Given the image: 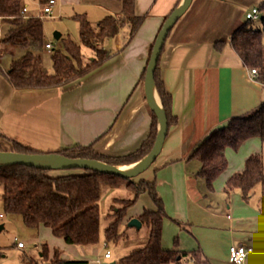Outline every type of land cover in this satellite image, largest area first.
<instances>
[{"label":"crops","instance_id":"obj_1","mask_svg":"<svg viewBox=\"0 0 264 264\" xmlns=\"http://www.w3.org/2000/svg\"><path fill=\"white\" fill-rule=\"evenodd\" d=\"M63 1L56 6L53 17L59 16L57 9L60 10ZM165 1L151 11L150 16H142L144 23L128 45H125L124 35H118L114 40L115 54L109 60L83 78L59 88L19 90L13 86L6 74L13 62L14 55H11L16 53V48H24L20 50L23 55L28 51L33 53L34 48L32 42L28 47L5 42L11 25L1 21L0 132L39 153H54L92 143L98 154L110 157L126 156L140 149L153 124L144 89L150 53L164 22L181 3L174 0L168 10H158ZM31 2L36 1L27 2L28 15L35 16ZM102 2L105 7L100 15L103 18L121 14L123 5L119 0ZM204 4V13L220 4L215 19L219 25L203 32L196 28L201 17L194 16L182 23L179 30L169 33L161 54L160 77L171 95V111L177 122L170 126L162 153L145 177L156 180L167 213L186 225L181 228L166 220L163 247L173 248L178 237L182 250L200 247L212 264H219L229 261L232 244L252 245L249 232L243 230L241 234L234 228L248 223L258 225L263 219L260 210H252L238 191L228 195L222 216L213 214V210L216 211L213 205L208 208L198 205L202 199L199 179L202 164L192 154L214 130L264 102V80L259 78V73H251L252 67L243 63L230 43L233 31L242 22L237 9H231L227 0H206ZM136 14L139 15L137 0ZM147 18H150L149 25L144 31ZM224 25L228 26L230 37L219 49L215 44L219 29ZM257 153L264 155V141L259 137L246 140L238 150L228 148L229 166L216 179V186H226L230 177L242 171L246 160ZM199 210L213 219L204 222L201 213V219L196 221ZM88 247L93 246L67 243L60 246L63 253L67 252L63 255L66 260H86L89 264H105V260H110L111 264H118V258L112 253L111 258L105 255L102 258L98 246ZM88 250L93 251L92 256Z\"/></svg>","mask_w":264,"mask_h":264},{"label":"trees","instance_id":"obj_2","mask_svg":"<svg viewBox=\"0 0 264 264\" xmlns=\"http://www.w3.org/2000/svg\"><path fill=\"white\" fill-rule=\"evenodd\" d=\"M35 1L43 6L50 2V0ZM119 1L123 5L119 17L107 15L96 24H92L84 15L75 17L80 24L81 41L77 43L71 38L64 39L65 52L55 50L54 46L55 51L52 56L54 72L45 68L43 60L31 51H28L21 59L13 61L6 72L13 86L19 90L59 88L101 67L115 54L114 46L110 48L108 43L126 31L128 35L125 45H128L145 20V17L136 14V0ZM25 5H27L26 0H0V22L4 20L11 25L4 41L22 47H28L31 42L46 46L43 20L36 16L26 18L22 11ZM257 8L264 12V2ZM248 20L249 22L241 24L233 31L230 43L243 63L248 67L256 68L260 74L259 78L264 80V14L260 19H256L261 21V27L253 26L251 21L254 20ZM227 43V40L218 39L215 46L222 49ZM84 47L95 53L94 59L86 64ZM152 51L153 48L150 58ZM159 64L155 80L167 111L170 128L177 122V117L171 111V95L167 93L160 77ZM157 133L158 118L153 114L150 135L140 149L132 154L119 157L101 155L96 152L94 143L86 146L77 145L54 153L72 159L99 160L110 165L126 166L143 159L151 152ZM253 137H259L264 141V102L249 113L233 117L225 127L214 130L194 150L192 157L198 158L202 164L199 175L206 180L211 191L214 190L215 180L229 166L227 149L238 150L246 140ZM0 151L39 153L1 132ZM50 171L25 165L0 164L4 211L22 215L25 225L29 228L38 229L45 226L51 229L54 236L64 239L69 245L94 246L101 241L100 202L103 185L115 188L120 185H116L115 180L125 181L128 183L127 188L131 189L135 196L130 199L124 209H116L115 206L111 208L109 214L111 220L104 230L107 242H118L121 237L119 232L121 220L126 210L136 203L141 194L148 191L156 208L145 209V212L139 216L143 225L149 227L146 245L124 255L119 264H184L185 261L196 264L210 263L200 247L193 251L182 250L178 237L175 238L173 248L163 247L165 221L171 220L179 226L182 222L167 213L165 201L158 193L155 179L152 183L143 181L136 185L121 176L89 170L84 174H67L58 177L49 175ZM259 185L262 191L258 209L264 223V158L262 154H252L246 160L244 169L232 175L227 181L225 191L227 194L238 191L250 204ZM261 233L264 264V225ZM41 254L49 260L47 264H89L86 260H65L61 258L59 250H55L54 257L50 259L47 244L43 246ZM23 263L41 264L28 255L23 257Z\"/></svg>","mask_w":264,"mask_h":264},{"label":"rangeland","instance_id":"obj_3","mask_svg":"<svg viewBox=\"0 0 264 264\" xmlns=\"http://www.w3.org/2000/svg\"><path fill=\"white\" fill-rule=\"evenodd\" d=\"M58 4L61 3L62 0H57ZM103 0H64L63 4L59 9H57V13L59 16L55 17H45L40 18V20H43L44 27H45V43L52 42L55 46V50H61V52H65L64 47V39L71 38L73 41L80 43V24L78 20L75 18L77 15H84L88 18L89 21L92 22V24H96L99 20H101L103 17L100 15L103 11L104 4L102 2ZM164 0H137V13L141 16H150L151 11L156 10L160 3ZM205 1L206 0H194L191 9L189 12L186 13V15L179 20V22L175 25V27L171 30V32L174 30H179V26L184 23L185 21H188L190 18L197 16L201 17L199 19V26L196 27L197 29H202L203 32L208 30L209 28H213L215 25H219L215 19L219 14H217V9L220 4H217L214 8L208 10V12L205 14ZM174 0H166L163 2V5L160 6V9L168 10L170 5L173 4ZM182 2V0L180 1ZM230 4V8L237 9V13H239L238 19H241V23H239L238 26H240L243 23L249 22L246 15L249 12L253 10L254 7H259V5L264 2V0H227ZM31 7L35 9L34 14L35 16H38V14H41V10L43 9V5L38 3V1L31 2ZM236 5V6H234ZM105 9V8H104ZM227 9V8H226ZM86 14V15H85ZM205 14V15H204ZM203 15V16H202ZM120 15H118L119 17ZM150 19V18H149ZM146 19V24H144V31L147 29L149 25V20ZM148 21V22H147ZM252 25L255 27H261V21L260 20H254L251 21ZM237 23H235L236 26ZM6 25H3V27ZM178 27V28H177ZM228 26L224 25L223 28L219 29V34L217 36L218 39H224L228 40L229 32L227 31ZM5 28V27H4ZM59 32L63 35V37L60 40H57L55 38V33ZM231 32V31H230ZM0 34H1V28H0ZM121 34L124 35L125 40L127 39L128 32L123 31ZM2 35V34H1ZM189 35H192V32H189ZM217 39V40H218ZM264 39V37H263ZM2 41V39H0ZM34 51L33 54L37 57H40L43 60V65L45 68H47L50 72H54L53 69V63H52V56L53 51H49L46 49L45 44H40L38 42H32ZM109 47L113 48L114 46V40L110 41L108 43ZM21 51L24 48H19ZM20 50L16 48V53L14 52L11 56L14 55L13 61L21 59L24 55L20 53ZM84 60L85 64L89 63L91 60H93L95 53L89 49L84 47ZM11 60V57H9ZM146 75V73H145ZM149 154V153H148ZM147 156V155H146ZM264 158V155H263ZM4 165V164H1ZM153 166V165H152ZM151 166V167H152ZM87 170H84L82 168H71V169H62V170H51L49 172V175L53 177L63 176L67 174H84ZM148 171V170H147ZM146 171V172H147ZM139 175L138 177H135L134 179L129 180L130 182H133L134 184H141L143 181L152 183L153 180L147 179L145 177V173ZM199 179L202 183V199L198 205H200L203 208H208L209 206H215V209L213 210V214L222 216L223 215V209L226 205L228 195L225 191V186L218 188L214 182V190L211 191L208 186L206 180L199 176ZM116 185L120 184L119 187H109L106 185H103V195L100 202L101 207V228L104 227L101 231V241L100 244L95 245L93 247L98 246L99 247V255L104 258L103 256L110 251L114 258H118V264L119 261L124 257V255H128L135 249L142 248L146 245L148 237H149V227L147 225H144L141 229H137L135 227H129L128 222L133 218H138V215H141L145 212V209H152V207L155 208L154 201L152 200L149 192H145L141 194L136 203L126 210L125 216L121 220V223L119 225V232L121 233V237L119 238L118 242L111 241L107 242L104 230L108 226L109 221L111 220L110 217V210L113 206L116 207V209H124L125 206H127L130 199H132L135 194L132 193L131 189L129 190L127 188L128 183L125 181H119L115 180ZM216 181V180H215ZM261 191L262 187L261 185L257 186L255 190V195L251 199L250 206L252 207V210H258L259 208V200L261 197ZM3 188L0 186V225L4 224L5 228L0 230V264H24L23 263V257L28 255L29 257L33 258L34 260L39 261L41 264H47L49 263V260L45 259L42 254L41 250L43 249V246L45 244L48 245L50 250V259L54 257V251L59 250L61 252V258H63V255H67V252L63 253V249L60 248L62 245H66L64 239L56 237L53 235L51 230L47 227H40L38 229H32L25 225L23 216L20 214H9L4 211L3 206ZM153 208V209H154ZM202 208V209H203ZM201 213L204 216V222H206L209 219H213V217L203 210H199L198 216L195 218L201 219ZM130 214L132 216H130ZM231 217V215H229ZM176 224V223H175ZM178 226V225H177ZM186 225L181 224V228H184ZM187 228H190L189 225H187ZM236 232H240L242 234L243 230L245 232L250 233V242L252 246L256 249V256H249L247 259H245L244 264H263V253H262V246H261V239H262V229H263V223L260 222L258 225H255L254 223H248L243 226L237 225L235 228ZM245 239V235L244 238ZM23 242L25 244V248H19L18 243ZM232 246V245H231ZM230 246V247H231ZM93 247H88L92 249ZM189 251H193L194 249H188ZM91 256L93 255L92 250H88V252ZM230 253V248H229ZM201 257H203L200 254ZM92 258V257H91ZM64 259V258H63ZM66 260V259H65ZM68 260H75V259H68ZM110 260H105V264H109ZM192 261H185V263H190ZM230 261H223L219 264H231ZM184 263V264H185ZM111 264V263H110ZM196 264V263H194ZM207 264H212L207 263ZM236 264H243L242 263H236Z\"/></svg>","mask_w":264,"mask_h":264},{"label":"water","instance_id":"obj_4","mask_svg":"<svg viewBox=\"0 0 264 264\" xmlns=\"http://www.w3.org/2000/svg\"><path fill=\"white\" fill-rule=\"evenodd\" d=\"M193 1L194 0H182L176 10H174L172 14L166 19L158 33L153 46L151 58L147 65L144 80L145 96L148 107L158 118L157 138L151 152L147 156L131 165L115 166L99 160L72 159L59 153L26 154L12 151H0V164L25 165L48 170L82 168L92 172L121 176L129 180L134 179L135 177H138L149 170L159 155L162 153L165 140L169 133V119L167 111L156 85V70L169 33L179 22V20H181V18H183L190 10ZM61 37V33H55V38L57 40H60ZM128 225L129 227H135L137 229H141L143 227V223L138 218L131 219L128 222ZM3 228L4 225H0V230Z\"/></svg>","mask_w":264,"mask_h":264},{"label":"built area","instance_id":"obj_5","mask_svg":"<svg viewBox=\"0 0 264 264\" xmlns=\"http://www.w3.org/2000/svg\"><path fill=\"white\" fill-rule=\"evenodd\" d=\"M27 2H30L31 0H26ZM56 6H58V1L57 0H50V2L43 7L41 14H39L38 18H45V17H53L54 16V11ZM23 14L25 15L26 18H29L30 16L28 15L29 11V6L28 3L27 5L24 6L23 8ZM264 12H262L260 9L253 8L251 12L247 13V19L251 20H256L260 19L263 16ZM1 48V45H0ZM46 48L49 51H52L54 49V44L52 42H47ZM251 73L253 75H257L258 71L256 68L251 69ZM230 217V216H229ZM19 248H23L25 244L23 242L18 243ZM257 252L256 249L248 244V243H243V244H232L230 247V253H229V261L231 264H236V263H245V259H247L249 256H256ZM112 254L110 251H108L105 254L106 258H111Z\"/></svg>","mask_w":264,"mask_h":264}]
</instances>
